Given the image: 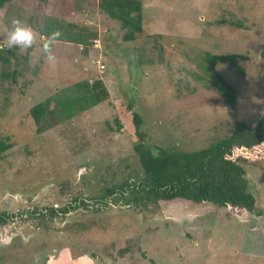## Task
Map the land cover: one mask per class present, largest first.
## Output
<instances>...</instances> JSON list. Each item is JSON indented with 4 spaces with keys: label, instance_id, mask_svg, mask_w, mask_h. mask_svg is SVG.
Instances as JSON below:
<instances>
[{
    "label": "rangeland",
    "instance_id": "1",
    "mask_svg": "<svg viewBox=\"0 0 264 264\" xmlns=\"http://www.w3.org/2000/svg\"><path fill=\"white\" fill-rule=\"evenodd\" d=\"M140 1L143 31L131 42L100 0H12L0 11V44L13 18L37 35L26 52L0 53V136L12 144L0 161V213L11 216L0 264H264V158L241 164L248 212L147 195L133 149L134 113L154 153L198 151L259 121L264 0ZM57 31L86 41L57 40L48 62L40 45ZM206 54L243 55V75L211 69ZM221 81L232 107L214 90ZM96 82L107 100L64 119L58 102ZM47 100L52 113L36 126L30 110Z\"/></svg>",
    "mask_w": 264,
    "mask_h": 264
},
{
    "label": "trees",
    "instance_id": "2",
    "mask_svg": "<svg viewBox=\"0 0 264 264\" xmlns=\"http://www.w3.org/2000/svg\"><path fill=\"white\" fill-rule=\"evenodd\" d=\"M11 3L12 0H0V11L8 10ZM98 9L118 21L123 29L129 30L123 35L124 42L134 41L136 35L142 33L140 0H100ZM84 38L78 32H69L58 40L82 44L86 41ZM206 59L211 69L221 62L228 64L238 75H243V70L238 64L239 61L245 60L243 55L206 54ZM82 89V95L64 98L58 102L59 111L65 113L64 119L68 120L76 113L87 111L108 98V92L101 82H96L91 88L85 86ZM214 90L224 98L227 106H233L232 88L221 81L214 86ZM51 111L50 101L47 100L32 107L30 115L35 125L39 126L43 116L52 113ZM133 122L138 140L133 149L143 174L138 185L139 190L163 201L181 199L195 205L207 203L217 209L232 206L241 207L248 212L253 211L255 200L249 193V182L241 164L264 158V115L252 126L235 123L228 137L192 152L156 148L154 153L143 144L144 136L140 131L142 119L137 113L133 114ZM11 148L9 139L0 136V161ZM124 191L126 190L121 189V193ZM115 193L116 190L109 192L110 195ZM9 219V214L0 213V225L6 224Z\"/></svg>",
    "mask_w": 264,
    "mask_h": 264
},
{
    "label": "clouds",
    "instance_id": "3",
    "mask_svg": "<svg viewBox=\"0 0 264 264\" xmlns=\"http://www.w3.org/2000/svg\"><path fill=\"white\" fill-rule=\"evenodd\" d=\"M61 36L59 31L50 34L47 39L40 45L43 57L48 62L55 60L53 46ZM37 42V35L33 28L22 21L20 18H13L10 21V27L7 32L5 42L0 44V51L5 48H16L21 52L32 49Z\"/></svg>",
    "mask_w": 264,
    "mask_h": 264
},
{
    "label": "built area",
    "instance_id": "4",
    "mask_svg": "<svg viewBox=\"0 0 264 264\" xmlns=\"http://www.w3.org/2000/svg\"><path fill=\"white\" fill-rule=\"evenodd\" d=\"M100 69H103V66H100Z\"/></svg>",
    "mask_w": 264,
    "mask_h": 264
}]
</instances>
